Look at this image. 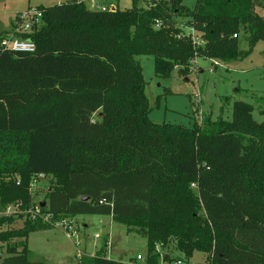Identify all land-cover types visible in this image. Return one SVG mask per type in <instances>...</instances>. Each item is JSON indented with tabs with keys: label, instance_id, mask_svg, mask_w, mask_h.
<instances>
[{
	"label": "trees",
	"instance_id": "16d2710c",
	"mask_svg": "<svg viewBox=\"0 0 264 264\" xmlns=\"http://www.w3.org/2000/svg\"><path fill=\"white\" fill-rule=\"evenodd\" d=\"M184 1L142 7L132 0L131 9L100 11L62 0L38 8L31 33L14 32L35 44L33 53L0 46L1 207L28 210L32 179H54L42 209L49 222L0 230V243L67 218L111 216L147 239L145 264H159L155 247L171 239L187 260L199 252L203 264H264V121L237 102L231 122L157 125L135 59L153 56L160 79L176 69L186 75L195 58L243 61L264 42V17L255 10L261 3L197 0L190 10ZM175 14L186 15L199 45ZM12 223L0 219V228ZM8 253L2 264H48L31 261L24 244ZM79 264L136 262L109 259L103 248Z\"/></svg>",
	"mask_w": 264,
	"mask_h": 264
},
{
	"label": "rangeland",
	"instance_id": "374dc122",
	"mask_svg": "<svg viewBox=\"0 0 264 264\" xmlns=\"http://www.w3.org/2000/svg\"><path fill=\"white\" fill-rule=\"evenodd\" d=\"M62 0H0V41L11 30L15 32L17 17L31 12L26 24L30 26L27 33L33 31L32 12L39 7H51ZM99 1V0H94ZM197 0H186L183 5L192 10ZM256 7L258 15L264 17V0ZM109 7V2H101ZM152 0H138L139 6L151 5ZM101 5V6H102ZM120 10L132 8V0H114ZM86 6L94 9L91 2ZM103 7V6H102ZM95 10V9H94ZM185 13V11L183 10ZM173 20L184 30L190 32L186 15L175 14ZM17 23V24H16ZM16 24V25H15ZM39 25V23H38ZM240 48L247 50V42L239 34ZM199 40H197L198 42ZM201 43L200 41L198 42ZM143 69L146 82L145 94L150 107L149 118L157 124H172L192 129L195 124L207 119L228 122L233 118V107L237 102L246 103L253 108V118L264 121V42H258L249 57L228 65L205 58L191 61L189 73L179 75L174 70L169 79H160L155 75L154 57L137 56L135 58ZM54 179L50 176L38 175L32 179L29 187L32 199L31 207L22 210L20 203H11L6 207L0 205V219H12V224H5L1 231L21 230L25 222L30 220L43 223L51 217L42 212L47 204L46 195ZM192 189L195 188L192 186ZM157 202H163L160 195ZM126 226L113 221L111 216L80 215L67 218L50 230L36 231L26 239H14L0 243V264L9 257L11 246L24 244L31 253L34 262L48 264H79L83 255L94 256L99 249H105L106 257L112 260L136 264H145L148 259L147 239L137 233L138 229L129 233ZM159 264H203L205 255L199 252L187 260L177 249L176 241L171 239L164 247L156 245ZM141 256V261H136Z\"/></svg>",
	"mask_w": 264,
	"mask_h": 264
},
{
	"label": "built area",
	"instance_id": "2783aa9c",
	"mask_svg": "<svg viewBox=\"0 0 264 264\" xmlns=\"http://www.w3.org/2000/svg\"><path fill=\"white\" fill-rule=\"evenodd\" d=\"M75 1L84 3V4L90 1L95 10H100V11H115L116 10L114 6H109V7L103 6L102 7L101 5L96 4L93 0H75ZM32 15H33V18L30 19L31 22L38 23L41 18V12L38 10H34L32 12ZM30 16H31L30 11L18 16L21 23L17 24L15 33L27 32V30H29L30 26L26 24V21L30 18ZM190 32L193 35V39L195 43L199 45L198 43L199 41L197 42L198 38L195 37L194 31L190 30ZM0 46L5 50H10L15 53H20V52L21 53H33L36 48L35 44L32 41L27 40V39L18 38L14 33L12 35H8L2 38L0 41ZM141 260H142L141 256H138L136 261H141Z\"/></svg>",
	"mask_w": 264,
	"mask_h": 264
},
{
	"label": "crops",
	"instance_id": "0c3cea01",
	"mask_svg": "<svg viewBox=\"0 0 264 264\" xmlns=\"http://www.w3.org/2000/svg\"><path fill=\"white\" fill-rule=\"evenodd\" d=\"M94 1V0H93ZM99 1H101V2H109L111 5L110 6H114L116 9H118L119 7H117V6H115L114 5V0H99ZM99 1H94L96 4H98V5H102V4H100L99 3ZM102 6H104V5H102ZM16 25V24H15ZM14 31V30H13ZM12 30L10 31V32H8V35H12L14 32H13ZM8 35H6V36H8Z\"/></svg>",
	"mask_w": 264,
	"mask_h": 264
},
{
	"label": "water",
	"instance_id": "95a60500",
	"mask_svg": "<svg viewBox=\"0 0 264 264\" xmlns=\"http://www.w3.org/2000/svg\"><path fill=\"white\" fill-rule=\"evenodd\" d=\"M83 200H84V201H86V200H87V198H84Z\"/></svg>",
	"mask_w": 264,
	"mask_h": 264
}]
</instances>
